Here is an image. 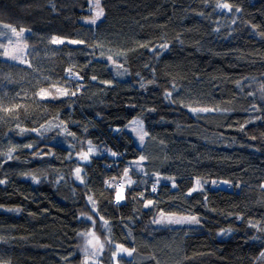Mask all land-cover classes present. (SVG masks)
<instances>
[{"label": "trees", "instance_id": "trees-1", "mask_svg": "<svg viewBox=\"0 0 264 264\" xmlns=\"http://www.w3.org/2000/svg\"><path fill=\"white\" fill-rule=\"evenodd\" d=\"M93 1L0 0V33L25 29L32 65L0 57V107L13 108L0 111V263L84 264L80 233L91 232L102 264L116 244L136 249L120 264H264V0H101L105 14L90 25ZM223 2L231 13L216 9ZM52 84L79 91L38 98ZM135 119L149 133L142 148L128 130ZM141 155L148 175L134 168ZM152 173L177 186L161 179L152 192ZM196 179L228 187L188 195ZM115 181L126 184L119 203ZM160 210L200 222L157 227Z\"/></svg>", "mask_w": 264, "mask_h": 264}, {"label": "snow or ice", "instance_id": "snow-or-ice-1", "mask_svg": "<svg viewBox=\"0 0 264 264\" xmlns=\"http://www.w3.org/2000/svg\"><path fill=\"white\" fill-rule=\"evenodd\" d=\"M215 7H216V9H219L221 11L226 10L229 13H231L233 10L232 4L228 3V2L217 3L215 5ZM89 11L93 12V15L90 18L86 19L85 23H88L91 25H96L97 21L100 20L105 14L104 8L101 6L100 0H95V2L92 3ZM236 11L239 12L240 9L237 8ZM4 27L10 29V34L0 33V37L5 36V35L8 36L7 43L6 44H0V48H3V52H0V56H3L5 58L13 60V61H18L19 63H22V64L27 63L28 67H31L32 66L31 63L26 61L25 59H23L21 56V54L28 48V44H27L26 39L24 37V33L26 30L21 28L18 31L15 27H12L10 25H4ZM12 36L16 37L15 42L12 40ZM64 42H65L64 40L58 39V38H53L51 40V43H53V44H63ZM68 43H70V44H83L84 41H82V40H69ZM20 45H22V47H19ZM141 47H146V45H141ZM163 47L165 49H167L168 45L165 44V45H163ZM152 51H155V49H152ZM15 53H20V54H15ZM119 55H124V53H119ZM107 59L109 61H112L113 64H116L117 67L123 66L122 64H118L115 60H113L112 56H108ZM67 72L69 74L67 77L69 80H80V79H82V77H80L78 73L73 72L71 68L67 69ZM92 79H95V77H92ZM51 88L55 89V94H53L48 88H41V89H39V91L37 92L36 95L40 99H49V98L57 99V98H60L62 96H68V95L75 96L77 94V91H79V87L75 91L70 92L68 88L63 87V86H57L56 84H52ZM261 92H262V94H264V85L261 86ZM166 95L168 97H171L172 93L168 92V93H166ZM248 95L254 96L255 93L250 92V93H248ZM261 99H264V95L261 96ZM253 108H257V106L255 104H253ZM149 110L154 111V109H149ZM189 110L192 111L193 113H200V112L218 111L219 109L206 108V107H190ZM257 110H259V109H257ZM0 111H3L5 113H9V112L13 111V108H11V107H0ZM130 127H131V131L136 133L140 146H143L145 143V138L149 136V133L144 130L143 122L139 119L132 120L130 122ZM25 131H27V129H23V128L20 129L21 133H23ZM33 131H36L37 134H40L39 129H33ZM68 135H74V134L69 132ZM25 147L31 148L32 145L27 144V145H25ZM12 151H15V149L13 148L11 151H9L6 154L7 158L9 160L13 159ZM93 152H94V148L91 145V141H88V149L86 152H82L79 155V159L87 162L89 159V156ZM37 155L39 156L40 153H37ZM111 155L116 156L117 153L111 152ZM146 159H147L146 156L141 155L134 162V168L138 172V174L148 175V173L145 172V169H144V162L146 161ZM81 172H82V168L79 166H77L74 169L75 178L77 180H79L81 183H84L83 177L81 176ZM128 173H129V169L126 168L124 173H123V176L126 178V184L128 186H130L133 183H135V181H133L131 179V177H129ZM152 175L155 177V181L151 187L152 192L157 191V187L160 184L161 179L170 181L171 187H173V188H175L177 186L175 183V177H168V176L161 177L158 173H152ZM32 179L37 183L39 182L38 180H36L35 176H33ZM3 183H6V181L0 180V184H3ZM108 187H113V184L109 183ZM116 187L118 190L115 194V202L119 203L120 201H122L124 199L123 189L125 187V184H119V185H116ZM262 187H264V185H262ZM198 190H202V185H201L200 179L195 180V186L192 187L191 190L187 194L191 195L193 192H196ZM140 198L144 199L143 194H141ZM88 199L92 205L91 210L93 212H95V204H96L95 200H93V198L91 196H89ZM154 203L155 202L151 199L146 200L144 202V207H146V208L152 207V206H154ZM9 211H13V210L9 209ZM85 218L89 221H92V225L94 226L95 221L93 220V217L91 215L86 216ZM100 219L103 220V217H100ZM199 222H200L199 218L196 216L176 217L174 213L166 214L163 210H160L158 217L153 220V223H156V224H163V223H168V224H173V223H175V224H183V223L198 224ZM107 224H108V221L104 220V226H107ZM80 235L86 236V242H85V246L83 248V252L85 254L84 264H88V260H89L90 256L92 258H95L102 253L103 244H101L99 242V238L96 237L94 233H91V232L83 233L82 232V233H80ZM221 235H223V233H221ZM254 239H255V237H254ZM94 240H95V243H93ZM90 247L93 249V251H91V253L89 252ZM135 251H136L135 248L129 249L127 247H124L121 244H116L115 249L112 252V257H113V259H115L117 256H121V254H124L127 257H132L133 253ZM260 256L264 257V252H261ZM116 264H120V261H116ZM129 264H131V262H129Z\"/></svg>", "mask_w": 264, "mask_h": 264}, {"label": "rangeland", "instance_id": "rangeland-1", "mask_svg": "<svg viewBox=\"0 0 264 264\" xmlns=\"http://www.w3.org/2000/svg\"><path fill=\"white\" fill-rule=\"evenodd\" d=\"M95 2V0L92 2V3H94ZM100 3H101V0H100ZM93 13V12H92ZM88 18H90V17H86V18H84L83 19V22L85 23V20L86 19H88ZM100 22V20H98L97 21V23L96 24H98ZM86 24H88V23H86ZM91 25V24H90ZM12 39H13V41H15L16 40V37L15 36H12ZM19 47H22V45H20ZM15 54H20V53H15ZM24 55V56H23ZM21 56H22V58L23 59H25V57H26V50L21 54ZM0 57H2V58H4V59H6V60H10V59H7V58H5V57H3V56H0ZM10 61H13V60H10ZM16 62H18V61H16ZM136 120V119H135ZM140 120V119H139ZM143 127H144V130H145V126H144V123H143ZM128 130L130 131V133L133 135V137H134V139H135V141H136V144L140 147V148H142L143 146H140V144H139V140H138V137H137V135H136V133L135 132H133V131H131V127H130V124L128 125ZM146 131V130H145ZM146 140H147V137L145 138V142H146ZM134 165V164H133ZM129 175V174H128ZM129 177H130V175H129ZM126 179V178H125ZM201 181V185H202V189L205 187V188H217V189H226V187H228L227 186V183L225 182V181H213V180H200ZM119 184H125V183H122V182H118V183H116V184H114V186L116 187V185H119ZM117 188V187H116ZM125 189H126V184H125V187H124V189H123V195L125 196ZM176 217H182L181 215H175ZM187 216H191V215H187ZM194 216V215H193ZM197 217V216H196ZM157 227H168V226H170V227H175V226H186V227H192V226H196V224H189V223H183V224H175V223H173V224H168V223H163V224H156V223H154ZM100 242V241H99ZM93 243H95V240L93 241ZM101 243V242H100ZM91 251H93V249L90 247L89 248V252L91 253ZM103 251H104V248H103ZM103 251H102V253L100 254V255H98L97 257H95V258H92L91 256H90V258H89V260H88V264H102V258H103ZM121 257H127V256H125L124 254H121V256H117L115 259H113V257H112V259H111V264H116V261H120L119 260V258H121ZM127 258H131V257H127ZM263 261H264V257H263ZM1 264V263H0Z\"/></svg>", "mask_w": 264, "mask_h": 264}, {"label": "built area", "instance_id": "built-area-1", "mask_svg": "<svg viewBox=\"0 0 264 264\" xmlns=\"http://www.w3.org/2000/svg\"><path fill=\"white\" fill-rule=\"evenodd\" d=\"M118 183V182H115V184Z\"/></svg>", "mask_w": 264, "mask_h": 264}, {"label": "clouds", "instance_id": "clouds-1", "mask_svg": "<svg viewBox=\"0 0 264 264\" xmlns=\"http://www.w3.org/2000/svg\"><path fill=\"white\" fill-rule=\"evenodd\" d=\"M116 182V181H115Z\"/></svg>", "mask_w": 264, "mask_h": 264}]
</instances>
